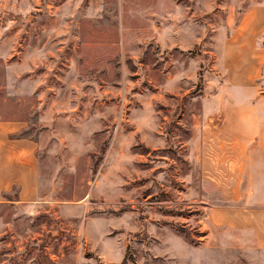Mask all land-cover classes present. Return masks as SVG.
Returning <instances> with one entry per match:
<instances>
[{"label":"rangeland","instance_id":"rangeland-1","mask_svg":"<svg viewBox=\"0 0 264 264\" xmlns=\"http://www.w3.org/2000/svg\"><path fill=\"white\" fill-rule=\"evenodd\" d=\"M261 8L0 0V120L36 142L41 189L0 204V264H249L252 243L208 222L187 141L226 84L225 40Z\"/></svg>","mask_w":264,"mask_h":264},{"label":"crops","instance_id":"crops-1","mask_svg":"<svg viewBox=\"0 0 264 264\" xmlns=\"http://www.w3.org/2000/svg\"><path fill=\"white\" fill-rule=\"evenodd\" d=\"M261 21L263 8L250 11L225 40L220 64L226 84L203 99L208 122L197 142L187 141L208 222L234 232L232 240L252 243L238 246L249 264H264V88L256 86L264 66V47L257 44ZM22 126L0 120V204L32 205L41 198L37 145L20 134Z\"/></svg>","mask_w":264,"mask_h":264}]
</instances>
